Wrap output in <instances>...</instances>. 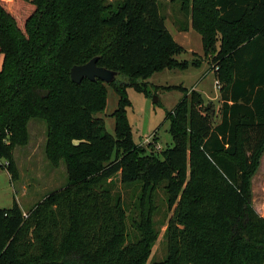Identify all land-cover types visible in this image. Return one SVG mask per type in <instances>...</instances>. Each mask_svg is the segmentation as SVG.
<instances>
[{
    "label": "trees",
    "instance_id": "trees-1",
    "mask_svg": "<svg viewBox=\"0 0 264 264\" xmlns=\"http://www.w3.org/2000/svg\"><path fill=\"white\" fill-rule=\"evenodd\" d=\"M177 1L190 14L180 30L200 35L219 83V121L211 102L187 93L167 117L172 145L156 153L131 140L125 89L151 96L143 82L156 69L201 61L173 58L185 50L159 0H0V169L16 179L13 148L36 119L48 159L63 160L68 176L27 217L16 201L0 208V264H146L156 234L147 217L132 220L139 235L129 241L106 187L116 177L140 183L142 200L165 183L166 256L152 264H264V217L247 204L264 147V0ZM93 58L117 78L71 82V67ZM107 85L119 98L115 136L95 117Z\"/></svg>",
    "mask_w": 264,
    "mask_h": 264
},
{
    "label": "rangeland",
    "instance_id": "rangeland-1",
    "mask_svg": "<svg viewBox=\"0 0 264 264\" xmlns=\"http://www.w3.org/2000/svg\"><path fill=\"white\" fill-rule=\"evenodd\" d=\"M181 5L177 0H159V14L165 19L167 30L174 41L185 50L173 58L178 63L191 62L193 59L201 61L182 69H156L143 82L151 96L133 86L125 89L129 102L125 108V116L130 127L131 140L133 144L142 146L147 151L149 146H154L152 148L156 153L172 145L167 117L187 93L194 91L201 95L205 103L211 102L215 107L212 121H219V90L215 87L216 81L210 65L203 57L200 35L191 29L190 32H177L189 25L190 21V14H186ZM153 98L157 100L156 103ZM118 99L114 89L107 85L104 109L95 114V117L104 121L105 132L111 136H115V120L111 115L117 109ZM27 135L26 144L13 148L16 179L10 180L6 170L0 169V208H10L16 201L24 212V217L49 194L63 190L68 184L63 160L54 162L45 153V123L36 119L30 120ZM164 185L162 182L151 192H146L143 200L140 183L122 184L119 177H116L106 185L114 200L119 199L125 209L127 232L131 235L129 241L139 235L131 221L139 224L146 217L149 219L156 239L152 243L146 264L161 262L166 256L165 231L171 213L167 206ZM247 204L259 216L264 217V147L258 157L257 166L248 179Z\"/></svg>",
    "mask_w": 264,
    "mask_h": 264
},
{
    "label": "water",
    "instance_id": "water-1",
    "mask_svg": "<svg viewBox=\"0 0 264 264\" xmlns=\"http://www.w3.org/2000/svg\"><path fill=\"white\" fill-rule=\"evenodd\" d=\"M97 58L91 59L89 62L79 66L71 67L69 71V78L71 82L80 84L82 80L89 81L100 80L105 84H109L117 78V73L97 66ZM154 103L157 102L153 98Z\"/></svg>",
    "mask_w": 264,
    "mask_h": 264
},
{
    "label": "crops",
    "instance_id": "crops-1",
    "mask_svg": "<svg viewBox=\"0 0 264 264\" xmlns=\"http://www.w3.org/2000/svg\"><path fill=\"white\" fill-rule=\"evenodd\" d=\"M164 20H165V19H164ZM164 24H165V23H164ZM190 29H191V28H189V29L186 30V31H181V30H180V31H177L176 29H175V30H176L177 32H190ZM191 30H193V29H191ZM172 38H173V37H172ZM200 39H201V38H200ZM176 43H177V42H176ZM177 44H178V43H177ZM180 46H181V45H180ZM0 62H1V56H0ZM7 174H8V173H7ZM8 176H9V174H8ZM9 178H10V177H9ZM16 203H17V202H16ZM18 206H19V205H18ZM20 209H21V208H20ZM21 211H22V210H21ZM22 212H23V211H22ZM23 213H24V212H23Z\"/></svg>",
    "mask_w": 264,
    "mask_h": 264
},
{
    "label": "built area",
    "instance_id": "built-area-1",
    "mask_svg": "<svg viewBox=\"0 0 264 264\" xmlns=\"http://www.w3.org/2000/svg\"><path fill=\"white\" fill-rule=\"evenodd\" d=\"M215 87H216V89L219 88V83L218 82H216Z\"/></svg>",
    "mask_w": 264,
    "mask_h": 264
}]
</instances>
